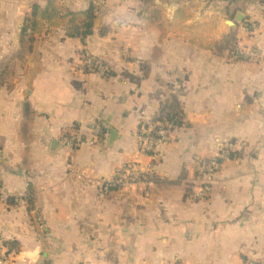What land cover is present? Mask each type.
<instances>
[{
    "label": "crops",
    "instance_id": "1",
    "mask_svg": "<svg viewBox=\"0 0 264 264\" xmlns=\"http://www.w3.org/2000/svg\"><path fill=\"white\" fill-rule=\"evenodd\" d=\"M60 1L97 7L93 36L83 44L57 29L31 52L21 50L25 19L47 0H0V242L19 248L14 264H264V61L161 39L143 0ZM262 12L254 44L264 51ZM86 50L111 78L77 70ZM172 94L188 126L153 156L138 145L139 126ZM95 122L103 143L70 160L53 144L74 127L90 138ZM235 140L246 153L199 199L197 160ZM131 164H153V182L101 193Z\"/></svg>",
    "mask_w": 264,
    "mask_h": 264
},
{
    "label": "built area",
    "instance_id": "2",
    "mask_svg": "<svg viewBox=\"0 0 264 264\" xmlns=\"http://www.w3.org/2000/svg\"><path fill=\"white\" fill-rule=\"evenodd\" d=\"M228 51L233 54L234 58L239 60L256 63L264 61V51L256 46L245 47L238 44L232 50ZM77 70L84 75L97 74L105 79H109L113 75V69L106 60L88 50L83 51L81 54ZM156 114H158L159 117H165L161 114L160 109ZM152 117L149 120L150 122L148 121V126L146 124L147 128H144L141 133L138 132L136 138L141 150L151 152L153 156H155L156 150L160 146L171 141L170 136L172 133L166 129H156L160 123L156 124ZM164 124L167 126V121H165ZM91 132V137L85 138L80 134L77 127H74L73 131H67L62 134L59 143L69 160L83 145L89 144L90 146H96L106 140L105 130L100 122H95L93 124ZM246 151L247 144L245 141H228L220 146L216 156L210 159L197 160L195 171L198 173V178L194 180V182L199 192L198 198L201 200L205 199L207 193L212 189L213 177L222 169L225 162L230 160H241V156L246 153ZM82 175H84V173H82ZM154 177L155 166H153V164H147L144 168L138 164H131L125 169L115 172L111 180L102 181L100 184L101 193L110 194L120 189H128L149 184L153 182ZM6 200H8L7 197ZM15 256L16 251L11 248V246L0 242V264H14Z\"/></svg>",
    "mask_w": 264,
    "mask_h": 264
},
{
    "label": "trees",
    "instance_id": "3",
    "mask_svg": "<svg viewBox=\"0 0 264 264\" xmlns=\"http://www.w3.org/2000/svg\"><path fill=\"white\" fill-rule=\"evenodd\" d=\"M143 3L149 10L151 22L160 31L161 39H166L170 35H179L184 37L185 41L191 45L212 52H215V50H232L236 46V44L231 46L229 41L222 45L219 42H214L215 40L212 37L206 35L208 31L210 32V30H207L209 25L216 29L214 22L201 26L187 27L186 24L192 20V15L187 7L178 9L174 20L168 22L166 20V11L162 6L156 5L153 0H143ZM97 18L98 9L95 5H91L85 11L75 12L60 0H47L45 6L40 4L33 5L31 13L25 19L21 41L24 43L26 40L29 45V51L33 52L38 40L57 29H62L65 31L67 38L80 39L83 44H86L87 40L94 34ZM160 111L165 117H159L156 113L152 117L156 124L160 123L156 129H166L173 133L178 128L188 126L185 107L176 95L172 94L165 100L160 106ZM165 121L168 123L167 126L164 124ZM144 128H147V126L142 123L139 126V133ZM32 201L33 199L28 200L29 210L33 209L31 207ZM7 203L9 205L15 204V200L12 198L8 199ZM6 243L15 249L14 245ZM244 263L247 264V261Z\"/></svg>",
    "mask_w": 264,
    "mask_h": 264
},
{
    "label": "rangeland",
    "instance_id": "4",
    "mask_svg": "<svg viewBox=\"0 0 264 264\" xmlns=\"http://www.w3.org/2000/svg\"><path fill=\"white\" fill-rule=\"evenodd\" d=\"M158 6H162L166 11V20L172 22L175 13L182 7H187L192 15V20L186 26L191 27L194 25H205L209 22L216 24V29L210 26L206 33L207 36L212 37L215 41L225 45L229 41L230 45L241 44L245 47H255L254 39L260 30L261 17L263 15L264 0H153ZM242 13L245 16L243 22L237 23L236 28L228 30L224 25L225 20L234 21L237 14ZM179 36V35H172ZM182 37V36H179ZM185 39L184 37H182ZM43 40L45 38H42ZM42 39L38 40L41 41ZM23 47L21 50H30L26 40L22 42ZM37 44V43H36ZM215 44V43H213ZM36 47V46H35ZM229 47V46H228ZM123 50L126 48L122 47ZM230 49V47H229ZM35 50V48H34ZM130 50V48H128ZM231 50V49H230ZM226 52V60L228 62H249L234 58L233 54L228 50H215V54L221 55ZM150 122V121H149ZM148 122V123H149ZM148 123L147 124L148 126ZM139 132V131H138ZM137 137V136H136ZM171 142V141H169ZM168 142V143H169ZM198 178V173H194L192 178V190H198L194 180ZM195 192V191H194ZM8 201V200H7ZM16 203V201H15ZM3 241V240H2ZM4 244H7L3 241ZM14 248L19 249L15 243L11 242ZM8 245V244H7Z\"/></svg>",
    "mask_w": 264,
    "mask_h": 264
},
{
    "label": "water",
    "instance_id": "5",
    "mask_svg": "<svg viewBox=\"0 0 264 264\" xmlns=\"http://www.w3.org/2000/svg\"><path fill=\"white\" fill-rule=\"evenodd\" d=\"M245 19V16L242 13H238L235 20L231 21V20H225L224 21V25L227 27L228 30H231V28H236L237 23L239 22H243ZM115 140V134L113 132L110 133V138H109V142L110 144H112ZM59 142H54L53 144H58Z\"/></svg>",
    "mask_w": 264,
    "mask_h": 264
}]
</instances>
